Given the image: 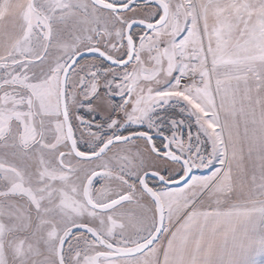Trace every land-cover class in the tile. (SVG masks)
<instances>
[{"label": "snow or ice", "instance_id": "obj_1", "mask_svg": "<svg viewBox=\"0 0 264 264\" xmlns=\"http://www.w3.org/2000/svg\"><path fill=\"white\" fill-rule=\"evenodd\" d=\"M0 264H264V0H0Z\"/></svg>", "mask_w": 264, "mask_h": 264}]
</instances>
